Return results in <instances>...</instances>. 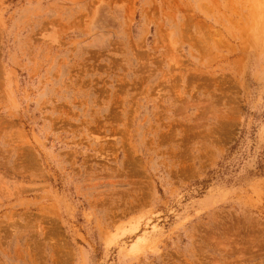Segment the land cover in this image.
Masks as SVG:
<instances>
[{
	"label": "rangeland",
	"instance_id": "1",
	"mask_svg": "<svg viewBox=\"0 0 264 264\" xmlns=\"http://www.w3.org/2000/svg\"><path fill=\"white\" fill-rule=\"evenodd\" d=\"M0 264H264V0H0Z\"/></svg>",
	"mask_w": 264,
	"mask_h": 264
}]
</instances>
